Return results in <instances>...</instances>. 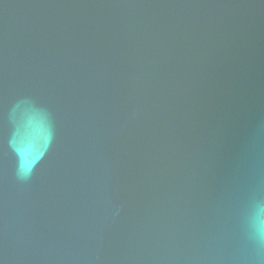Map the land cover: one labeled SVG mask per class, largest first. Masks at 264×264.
<instances>
[{
  "label": "water",
  "instance_id": "water-1",
  "mask_svg": "<svg viewBox=\"0 0 264 264\" xmlns=\"http://www.w3.org/2000/svg\"><path fill=\"white\" fill-rule=\"evenodd\" d=\"M0 264H264V0H0Z\"/></svg>",
  "mask_w": 264,
  "mask_h": 264
},
{
  "label": "snow or ice",
  "instance_id": "snow-or-ice-1",
  "mask_svg": "<svg viewBox=\"0 0 264 264\" xmlns=\"http://www.w3.org/2000/svg\"><path fill=\"white\" fill-rule=\"evenodd\" d=\"M31 168V165H29V169ZM26 173H27V171H26Z\"/></svg>",
  "mask_w": 264,
  "mask_h": 264
}]
</instances>
